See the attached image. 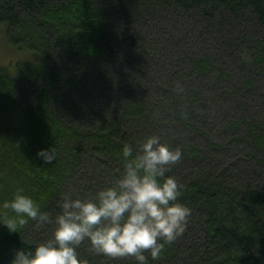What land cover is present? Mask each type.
Wrapping results in <instances>:
<instances>
[{"label": "trees", "instance_id": "trees-1", "mask_svg": "<svg viewBox=\"0 0 264 264\" xmlns=\"http://www.w3.org/2000/svg\"><path fill=\"white\" fill-rule=\"evenodd\" d=\"M1 29L17 59L0 63V202L22 186L54 218L155 134L182 149L168 174L190 214L147 264H264V0H0ZM54 226L0 224V264Z\"/></svg>", "mask_w": 264, "mask_h": 264}, {"label": "clouds", "instance_id": "clouds-1", "mask_svg": "<svg viewBox=\"0 0 264 264\" xmlns=\"http://www.w3.org/2000/svg\"><path fill=\"white\" fill-rule=\"evenodd\" d=\"M182 149L149 135L121 148L123 167L91 196L61 194L60 211L53 218L34 198L17 187L10 199L0 202V224L9 232L29 218L53 222L52 236L34 247L17 248L10 264H89L78 246L109 257L132 256L137 264L155 260L187 226L190 209L178 200L182 184L168 174L169 165L182 158ZM53 146L41 147L36 156L43 163L56 159ZM10 210V211H9Z\"/></svg>", "mask_w": 264, "mask_h": 264}, {"label": "rangeland", "instance_id": "rangeland-1", "mask_svg": "<svg viewBox=\"0 0 264 264\" xmlns=\"http://www.w3.org/2000/svg\"><path fill=\"white\" fill-rule=\"evenodd\" d=\"M11 49L6 45L3 29L0 30V63L6 64L10 59L16 60V54H10Z\"/></svg>", "mask_w": 264, "mask_h": 264}]
</instances>
